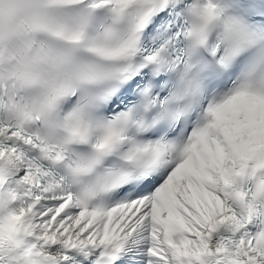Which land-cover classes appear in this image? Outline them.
Listing matches in <instances>:
<instances>
[{"label": "snow or ice", "instance_id": "snow-or-ice-1", "mask_svg": "<svg viewBox=\"0 0 264 264\" xmlns=\"http://www.w3.org/2000/svg\"><path fill=\"white\" fill-rule=\"evenodd\" d=\"M0 264H264V0H0Z\"/></svg>", "mask_w": 264, "mask_h": 264}]
</instances>
